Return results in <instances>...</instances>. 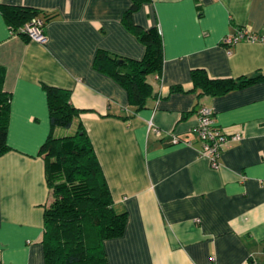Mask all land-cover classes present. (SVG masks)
<instances>
[{"label":"crops","instance_id":"crops-1","mask_svg":"<svg viewBox=\"0 0 264 264\" xmlns=\"http://www.w3.org/2000/svg\"><path fill=\"white\" fill-rule=\"evenodd\" d=\"M130 3L0 0L50 17L39 44L10 34L0 12L9 147L0 153V264H44L42 218L51 196L40 149L48 135L71 134L78 125L112 208L125 216L122 233L102 241L106 264H264V41L222 43L238 29L264 37V0H140L130 20L157 28L161 68L146 75L156 97L138 110L110 73L92 66L98 49L142 57L144 46L122 22ZM195 68L211 79L261 77L196 97ZM174 85L183 91L169 92ZM44 86L67 91L81 111L69 128L50 124ZM198 105L211 110L217 126L241 130L216 167L190 132Z\"/></svg>","mask_w":264,"mask_h":264},{"label":"trees","instance_id":"trees-1","mask_svg":"<svg viewBox=\"0 0 264 264\" xmlns=\"http://www.w3.org/2000/svg\"><path fill=\"white\" fill-rule=\"evenodd\" d=\"M139 3L140 0H131L122 14V22L144 46L142 57L138 60L117 57L98 49L92 60L96 70L110 73L124 87L128 102L136 110L144 106L148 97H156L146 75L158 74L161 68V40L157 28L142 29L130 20ZM0 12L8 30L13 31L32 17H40L44 23L50 19L45 14L41 16L36 9L22 6L2 5ZM190 77V91L200 97L224 93L255 82L261 76L211 79L202 68H195L190 71ZM44 88L50 124L69 128L72 117L81 111L69 104L67 91ZM182 91L178 85L169 87V92ZM7 104L8 95L0 91V153L9 149L6 144ZM40 151L51 196L42 218L43 263L106 264L102 241L122 233L125 216L112 208L108 187L87 135L80 125L71 134L48 135Z\"/></svg>","mask_w":264,"mask_h":264},{"label":"built area","instance_id":"built-area-1","mask_svg":"<svg viewBox=\"0 0 264 264\" xmlns=\"http://www.w3.org/2000/svg\"><path fill=\"white\" fill-rule=\"evenodd\" d=\"M16 32L25 35L29 40L39 44H44L46 42L44 22L40 17L30 18L19 26L16 31L9 30L10 34ZM242 39L247 41H264V37L262 36L250 34L244 29H238L233 34L226 35L222 39V43L230 45ZM195 113L197 121L190 131L199 141V153L208 158L212 167H216L218 164L217 159L225 143L228 140L240 139L241 130L239 127L226 129L217 126L214 123L211 110L205 106L200 105ZM173 141L175 142L177 140L173 138ZM259 184L264 188V179L259 180Z\"/></svg>","mask_w":264,"mask_h":264},{"label":"rangeland","instance_id":"rangeland-1","mask_svg":"<svg viewBox=\"0 0 264 264\" xmlns=\"http://www.w3.org/2000/svg\"><path fill=\"white\" fill-rule=\"evenodd\" d=\"M62 129H65V128H62Z\"/></svg>","mask_w":264,"mask_h":264}]
</instances>
